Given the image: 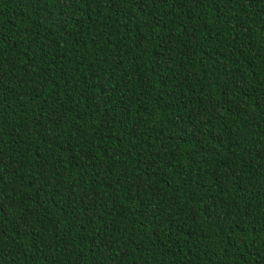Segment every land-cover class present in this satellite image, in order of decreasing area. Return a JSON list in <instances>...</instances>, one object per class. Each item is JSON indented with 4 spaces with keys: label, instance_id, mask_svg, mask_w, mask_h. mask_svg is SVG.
Listing matches in <instances>:
<instances>
[{
    "label": "trees",
    "instance_id": "1",
    "mask_svg": "<svg viewBox=\"0 0 264 264\" xmlns=\"http://www.w3.org/2000/svg\"><path fill=\"white\" fill-rule=\"evenodd\" d=\"M0 264H264V0H0Z\"/></svg>",
    "mask_w": 264,
    "mask_h": 264
}]
</instances>
